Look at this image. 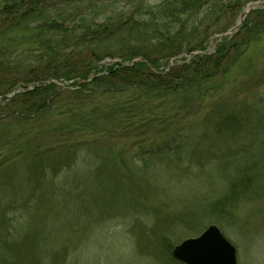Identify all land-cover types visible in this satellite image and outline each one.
<instances>
[{
    "label": "rangeland",
    "instance_id": "374dc122",
    "mask_svg": "<svg viewBox=\"0 0 264 264\" xmlns=\"http://www.w3.org/2000/svg\"><path fill=\"white\" fill-rule=\"evenodd\" d=\"M11 1L0 0V8ZM160 1L41 0L39 8L44 15L58 13L71 21L83 18L100 22L110 17L112 23H119L130 15L142 16L141 11L156 7ZM256 2L247 3L240 14L225 13L211 27L209 19L206 23L209 31L215 32L214 39L231 35L234 31L226 32L238 23L243 11L262 4ZM187 17L183 25L173 29L181 38H187L197 26L202 12ZM22 31L0 36V48L35 46L30 35ZM214 43L213 38L208 40L205 51L210 52ZM116 61L106 58L102 64ZM168 62L169 67L172 60ZM57 84L71 88L70 82ZM27 89L20 88L19 92ZM12 93L5 97L17 94ZM244 100L264 102V34L200 94L147 98L130 93L104 95L88 99L81 111L49 109L35 121L10 119L0 123V170L35 149L36 153L57 147L80 152L74 167L52 172V176L47 173L45 183L54 187L64 182L69 191H52L43 200L37 218L28 220L35 228L29 236L32 254L53 252L49 257L54 264H182L171 255L174 246L213 224L234 246L237 264H264V136L257 128L249 129L248 124L241 130L243 134L239 132L233 138L227 132L217 135L210 124L201 125L202 116L210 114L216 104ZM129 104L135 106L137 115L129 110L122 116H112L114 108H129ZM108 114L124 120L119 124L104 121ZM196 126L194 135L206 129L205 133L181 140L172 157L154 156L146 163L147 168L140 167L145 156L140 154L141 149L167 146L176 140L175 132L185 134L187 127ZM261 126L264 128V123ZM159 131L171 136L156 135ZM246 136L255 138L249 142ZM245 144H250L247 151L239 148ZM244 167L258 168L253 184L243 191L230 190L229 179L239 173V168L245 171ZM13 171L17 179L11 187L12 195L0 189L1 206L11 199L22 203L34 191V180L26 177L22 165L18 168L16 164Z\"/></svg>",
    "mask_w": 264,
    "mask_h": 264
},
{
    "label": "trees",
    "instance_id": "16d2710c",
    "mask_svg": "<svg viewBox=\"0 0 264 264\" xmlns=\"http://www.w3.org/2000/svg\"><path fill=\"white\" fill-rule=\"evenodd\" d=\"M251 1L262 4L249 11L231 35L214 39L215 32L209 31L206 22L210 19L211 27L229 11L234 15L240 14ZM41 4V0H12L0 8V36L17 33L25 27V33L35 44L20 50L12 45L0 48V123L10 119L35 121L49 109L68 107L81 111L88 104V99L104 95L130 93L147 98L149 95L200 94L208 90V83L229 70L253 40L264 34V0H161L156 7H148L139 13L147 18L130 15L119 23H112L110 17L100 22H88L83 18L71 21L70 17L58 13L44 15L39 8ZM194 12H202L197 26L192 28L187 38L179 37V31H173L175 25H183V20ZM211 38L215 42L214 47L206 52L205 47ZM106 58L118 61L105 66L102 61ZM170 60L172 64L168 67ZM57 82H70L71 88H63ZM26 87V91L5 97L16 89ZM133 107L130 104L129 108L119 105L111 111L112 116H122L129 110L134 112ZM132 114L137 115L135 112ZM115 117L110 118L108 114L103 120L117 124L124 120ZM168 119L161 120L160 124ZM147 120L149 123L153 121ZM260 123H264L262 100L216 104L210 114L206 113L201 118V125L210 124L217 135L227 132L232 138L246 124L248 127L251 125L249 129L257 128L261 137L264 136ZM197 127H187L185 134L175 132L176 140L166 143L167 146L141 149L140 154L145 153V156L141 157L144 166L140 167L147 168L146 163L154 156L160 159L172 157L181 140L193 136ZM204 130L200 134L205 133ZM156 135L169 134L159 131ZM178 136L182 139H177ZM246 138L250 142L255 137ZM249 146L245 144L239 148L247 151ZM36 150L29 156H22L18 163L0 170V189L8 191L7 196L12 195L11 187L17 179V173H13L16 172L13 171L16 164L18 168L21 165L25 168L26 177L33 179L35 185L26 201L16 204L11 199L6 205H0V264H54L49 257L53 252L41 256L32 254L29 236L35 233V228L28 220L32 216L37 218L36 213L43 200L48 199L52 191H69L64 182L54 187L45 183L48 182L47 173L52 176V172L74 167L80 152L77 148L70 150L64 147L40 153ZM241 168L235 177L229 179L230 190L243 191V188L253 184L258 174L256 167H244L245 171H240Z\"/></svg>",
    "mask_w": 264,
    "mask_h": 264
},
{
    "label": "water",
    "instance_id": "95a60500",
    "mask_svg": "<svg viewBox=\"0 0 264 264\" xmlns=\"http://www.w3.org/2000/svg\"><path fill=\"white\" fill-rule=\"evenodd\" d=\"M256 3H253V5ZM250 9L252 7H247L239 16L238 23L226 33L236 31ZM19 91V89L13 91L12 95ZM171 255L182 264H237L234 246L226 239L220 229L213 224L207 226L196 237L184 239L175 245Z\"/></svg>",
    "mask_w": 264,
    "mask_h": 264
}]
</instances>
